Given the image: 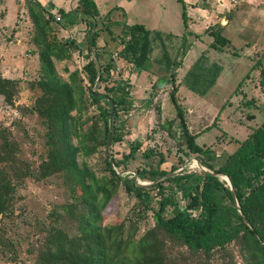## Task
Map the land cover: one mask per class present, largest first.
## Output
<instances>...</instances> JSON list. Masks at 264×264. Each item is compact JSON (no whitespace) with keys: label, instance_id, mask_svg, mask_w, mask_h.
<instances>
[{"label":"rangeland","instance_id":"rangeland-1","mask_svg":"<svg viewBox=\"0 0 264 264\" xmlns=\"http://www.w3.org/2000/svg\"><path fill=\"white\" fill-rule=\"evenodd\" d=\"M130 1L132 5L124 8V0H98L100 12L103 16L107 14L105 17L109 16L113 24L109 25L107 22L103 24L99 21L97 28L99 42L102 44L101 49L109 50L106 45L104 46L102 36L112 40L111 35L117 34L119 27L126 23L127 19L132 24L139 18L143 19L136 10L141 9L143 13L153 10L160 17L168 14L165 7L161 8L160 5L152 7V3L149 2L151 0ZM174 2L179 7L175 0H164V6L168 4L172 8ZM9 3L5 0L6 7H10ZM258 4L264 9V0H260ZM43 8L44 18L48 19V15H52L53 18V20L49 18L50 28L44 31L48 40L55 38L62 41L73 38L80 32L82 39L79 43L81 46L85 44V37L92 32L88 24H83V27L77 31L65 30L68 22L66 24L62 13L59 10L49 11ZM74 8L78 9L79 5L74 4ZM124 9L127 11L126 14ZM262 16L263 18L257 20L256 24L253 22L251 25V20L245 22L248 24L244 25L241 33L243 42L234 38L230 44H227L229 49L218 54L222 60V66L226 67L223 74L225 80L219 81L217 87L204 98L210 106L204 107L203 112L197 116L193 113L187 115L189 123L187 126H191L193 134H198L195 141L203 148L212 150V154L218 158L234 151L238 146L237 141L244 140L253 128L259 126L264 120V76L261 75L264 69V48L260 45L251 48L255 42H258L255 41L251 26H257L256 30L260 27L264 29V15ZM62 27L64 29H61ZM109 27L113 30H108ZM5 34L7 38L12 37L18 40L7 44V47L4 46L5 43L0 47V82L2 79L9 80L0 90V146L6 141L12 143L16 156L23 161L22 164L26 163L32 168H37L46 158L47 150L43 120L33 108L43 95L42 89L37 84L43 73V62L40 59L43 43L38 37L40 28L30 16L28 4L24 11L18 12L14 27ZM111 44L113 45L112 41ZM87 56L86 46H83L80 51L71 50L68 57L58 59L49 55V59L53 64L56 77L62 82L70 84L72 81L70 75L77 73L76 83L82 87L83 94L82 98H78L76 108L70 112V115L76 122L86 120L85 127L88 128L92 121L96 120L100 125L101 121L97 118V107L89 97L90 84L83 71ZM251 60L253 65H249ZM200 63L203 64V61ZM156 64L161 66V63ZM202 64L194 68L192 74L186 78L184 73L182 74L180 95L188 94L194 99L197 98V95L187 86L190 82L198 89L206 85L196 81L202 78L200 77ZM233 64L235 70L229 74L227 66L230 67ZM172 70L173 67L164 69V72L169 73L165 75H170ZM112 74V81L107 86H110L114 80L120 79L116 70ZM157 75L162 77L164 74L162 72ZM159 81L151 82L146 88L139 89L142 95L138 97V100L131 93L134 105L127 111H121L117 117L118 131L121 135V140L118 142L107 145L103 143L104 135L101 130L96 139L84 141L91 146L97 144L95 152L86 154L81 140L72 136L73 144L79 148L77 153L79 168H88L94 173V179L86 181L92 185L93 191L97 194L95 203L97 213L89 222L91 226L92 224L98 226L100 232L120 222H125V228H127L131 220L134 225L132 235L139 239L154 226L152 208H156L159 204V197L155 195L149 208L141 209L137 198L127 192L122 181L115 178L109 171L106 161L110 159V155L121 162L116 168L118 174L135 176L137 183L144 186L153 184L162 169L170 175L200 174L202 171H209L202 164L205 156L191 152L187 146L186 135L179 123L177 110L174 105H171L173 104L171 92L176 82L173 84L168 80L165 85L161 82V78ZM125 82L132 92L133 85L128 79H125ZM91 89L93 92L105 93L103 83L91 86ZM147 96L150 97L147 98ZM182 107L187 108L185 102ZM109 125L110 130L111 122ZM109 133L108 131V142ZM132 148H136V151L130 155ZM1 155L6 158L2 149H0V157ZM4 164L0 160V166ZM220 178L227 183L222 176ZM71 185L57 175L39 181L27 177L24 179V184L16 185L12 211L5 215L0 214V264H36L35 259L39 249L43 250L47 245L44 240L45 228L67 230L72 234L81 233L76 229L77 219L74 215L67 214L63 210V206L78 203L71 196ZM170 185L172 189L168 188ZM72 186L75 187V185ZM166 186L167 194L184 206L186 200L182 198L177 182H166ZM175 189H177L176 192H174ZM76 191L79 192V188ZM74 196L77 198L78 194L74 193ZM168 208H172V205L169 204ZM54 212L57 216L53 214ZM164 240L162 251L176 264H255L250 261L248 253L240 248L238 241L227 245L226 251H215L210 258L205 259L200 252H190L180 243L167 238ZM136 251L135 243L128 247L124 252L128 261L139 257Z\"/></svg>","mask_w":264,"mask_h":264},{"label":"trees","instance_id":"trees-1","mask_svg":"<svg viewBox=\"0 0 264 264\" xmlns=\"http://www.w3.org/2000/svg\"><path fill=\"white\" fill-rule=\"evenodd\" d=\"M178 1L182 5V18L186 23L184 0ZM26 4L30 16L40 28L38 37L43 43L40 52L43 73L37 81L43 95L33 108L43 120L47 150L46 158L37 168H32L26 163L22 164L23 161L16 156L12 143L6 141L0 146L6 154V158L2 155L0 157L1 162L5 163L0 166V214L5 215L12 211L16 185L24 184L25 178L32 177L39 181L57 175L62 177L65 183L75 185V187L71 185V196L78 203L63 206V210L74 215L77 219L76 229L81 232L72 234L67 230L45 228L44 240L47 245L45 249H39L36 264H176L162 251L164 238L180 243L190 252H200L205 259L210 258L215 251H226L227 245L238 241L240 248L248 253L252 263L264 264V120L253 128L244 140L237 141L238 146L234 151L218 158L212 154V150L203 148L195 141L198 134H193L189 130L183 110L176 104V86L172 88L171 99L186 135L187 146L191 152L205 156L202 164L209 171H202L200 174L170 175L162 169L153 184L144 186L137 183L135 176L118 174L116 168L121 162L110 155V159L106 161L109 171L122 181L127 192L137 198L141 209H148L155 195H158L159 204L152 208L154 226L139 239L132 235L134 225L131 220L127 228L125 222H120L105 228L102 232L95 224L91 226L89 220L97 213L95 206L97 194L86 181L93 180L94 173L88 168H79L77 161L79 148L73 144L72 136L81 140L86 154L95 152L97 144L91 146L84 141L96 139L101 130L104 135L102 142L106 145L121 140L117 117L121 111H127L134 105L131 91L122 78L114 80L107 86L112 81L114 60L109 50L100 48L102 44L99 42L98 23L89 21V29L92 32L85 37L83 44L88 53L83 71L90 84L89 97L97 107V118L101 125L94 120L87 128L86 120L76 122L70 112L76 108V102L83 94L82 87L76 83L77 73L70 75L72 80L70 84L62 82L55 75L49 55L61 59L68 57L71 50L80 51L83 46L76 37L62 41L55 38L48 40L44 31L50 28L49 18L53 20L52 15H48V19L44 18L42 14L44 4L40 0H28ZM78 11L87 17L94 18L98 15L93 0H80ZM59 12L63 13L62 10ZM121 41L123 48L118 51V56L137 67L145 68L152 50L150 32L142 24L124 25ZM227 44H230V40L220 32L213 33L212 47L221 49ZM183 53H186V49ZM203 58L194 63L187 76L202 64L200 62ZM178 65L176 64V67ZM201 70L204 71L203 64ZM261 75L264 76V69ZM8 81L2 79L0 90ZM196 81L206 85L198 89L190 82L189 87L199 94H204L214 83L215 78L209 81L200 78ZM101 83L104 84L105 93L93 92L91 86ZM172 83H175L174 79ZM135 151L136 148H132L129 154L132 155ZM220 175L228 176L231 186L221 180ZM138 176L141 177L140 174ZM166 182H177V188L181 190L182 198L186 200L184 206L167 194ZM77 188L79 192L76 191ZM168 188L172 189L171 185ZM74 193L78 194L77 198ZM169 204L172 205L170 209ZM53 214L57 216L55 212ZM133 243L135 248L137 247L135 253L139 257L128 261L124 252Z\"/></svg>","mask_w":264,"mask_h":264},{"label":"crops","instance_id":"crops-1","mask_svg":"<svg viewBox=\"0 0 264 264\" xmlns=\"http://www.w3.org/2000/svg\"><path fill=\"white\" fill-rule=\"evenodd\" d=\"M26 1L28 0H7V2H10V7H6L5 0H0V47L4 43V46L7 47V44L18 40L17 38L14 39L11 36V38H7L5 33L14 27L17 14L19 11H24ZM40 1L43 2L44 7L49 11H63V18L66 20V24L68 22L65 30L68 29L70 31H77L79 28L81 29L83 27V24H88L89 21H95L98 25L99 21H102L103 24L106 22L109 25L112 24L110 22L111 18H108L109 16L105 17L107 14L103 16L100 12L98 0H93L98 13V15L94 18L91 16L87 17L82 12L78 11V9L74 8V4H80V0ZM175 1L179 4V7L176 6L175 2L173 5L174 7L171 8L168 4L164 6V0L149 1L152 3V7H154V5H160L161 8L165 7L167 9L166 11H168V14L162 15L161 17L159 14H155L153 10H147V12L144 13L141 9L138 11L136 10V13L144 20L139 18L133 24H142L145 29L150 32L152 50L145 68L137 67L133 63L118 56V51L123 48V43L121 41L123 26L132 25V23H129V19H127L126 23L124 22L122 26L119 27L120 29L117 34L114 33L111 35L113 37H110L112 40L106 39L104 36L102 37L104 39V45L109 48L110 56H112L114 60L112 73L116 70L120 78L129 80V82L133 85L131 93L137 100L138 97H141L142 95L141 90L139 89L142 87L146 88L147 84L149 85L151 82L155 81L160 82V78L162 79L161 82L164 84L168 83V80H176L175 82L178 88L175 93L176 104L183 110L186 124H189L187 121V115L193 113L197 116L203 112L204 107L210 106L209 102L204 100V98L217 87L219 81L221 82L222 80H225L223 74L226 67L222 66V60L218 54L228 50L229 45H226L221 49L212 47L213 33L220 32V34L225 36L230 41L235 38L240 40V42H243L244 38L241 33L244 30V25L248 24L245 22L251 20V25H253V22L256 24L257 20L263 18L262 15H264V9L258 4L260 0H184L186 13V23H184L182 18V5L178 0ZM131 5L130 0H124V8H129ZM124 13H127L125 9ZM243 22L245 24H243ZM255 27L257 26H251V29L254 30L255 41L258 42H255L251 48H255L256 45H260L261 48H264V29L260 27L256 30ZM61 29L64 28L62 27ZM108 30L113 29L109 27ZM2 33L5 35H2ZM232 33H235L236 35H233ZM74 37L78 40L82 39V36L80 37V32H78ZM111 41L113 42V45L111 44ZM113 47L115 48L113 49ZM184 49H186L185 54L183 53ZM201 57H204V71L201 70L202 75H200V77H202L201 79H206L207 81L215 78L214 83L204 94H199L197 91H194L187 86L189 90L197 95V98L195 99L188 94L186 96L180 95L181 80L183 79L182 74L184 73V78H186L189 70ZM258 58L259 57H257V59ZM156 63H161V66H157ZM176 64H179L178 67H176ZM253 64L254 63L251 60L249 65ZM233 65L230 67L229 65L227 66L229 74H232L235 70V65ZM171 67H173L171 73L175 74L174 77L171 73L167 76L165 74L169 73L164 72V69H169ZM162 72L164 75H162V77H158L157 74ZM148 97L150 96H147V98ZM147 101L150 102L148 99ZM184 102L187 105V108L185 109L182 107ZM171 105L175 106L174 102L173 104L171 103ZM188 127L189 130L192 131L191 126Z\"/></svg>","mask_w":264,"mask_h":264},{"label":"water","instance_id":"water-1","mask_svg":"<svg viewBox=\"0 0 264 264\" xmlns=\"http://www.w3.org/2000/svg\"><path fill=\"white\" fill-rule=\"evenodd\" d=\"M109 132H110V130H109ZM110 134V133H109ZM109 136V135H108ZM220 176H224L226 179V181H227V183L231 186V183H230V180H229V178H228V176H226V175H220ZM233 196H234V193H233ZM245 221L248 223V221H247V219L245 218Z\"/></svg>","mask_w":264,"mask_h":264},{"label":"bare ground","instance_id":"bare-ground-1","mask_svg":"<svg viewBox=\"0 0 264 264\" xmlns=\"http://www.w3.org/2000/svg\"><path fill=\"white\" fill-rule=\"evenodd\" d=\"M223 179H226L225 177H222Z\"/></svg>","mask_w":264,"mask_h":264}]
</instances>
